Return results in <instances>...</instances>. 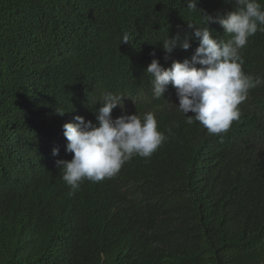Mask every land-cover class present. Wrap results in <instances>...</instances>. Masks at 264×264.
<instances>
[{
  "label": "trees",
  "instance_id": "1",
  "mask_svg": "<svg viewBox=\"0 0 264 264\" xmlns=\"http://www.w3.org/2000/svg\"><path fill=\"white\" fill-rule=\"evenodd\" d=\"M234 7L197 4L211 15ZM187 23L207 27L187 0H0V264H264V84L219 135L186 123L171 86L154 98L145 70L191 58L197 41L170 55L160 43L191 36ZM241 55L264 79V32ZM105 91L123 96L126 114L155 113L167 139L70 195L56 167L72 158L63 125L95 123Z\"/></svg>",
  "mask_w": 264,
  "mask_h": 264
},
{
  "label": "clouds",
  "instance_id": "2",
  "mask_svg": "<svg viewBox=\"0 0 264 264\" xmlns=\"http://www.w3.org/2000/svg\"><path fill=\"white\" fill-rule=\"evenodd\" d=\"M198 2L187 0V8L198 10L207 27L187 23L188 29L192 30L191 36L182 39L178 32L160 42L164 52L170 55L177 47L186 51L192 41H197L191 58L174 60L167 68L158 59H152L145 71L151 75L154 98H164L171 86L179 101L178 106L172 104L187 118L186 123L199 122L210 134L219 135L227 132L233 121L240 119L238 106L247 100L249 91L264 84V79L243 71L241 55L249 38L258 31L264 32V6L260 0H234L232 11L211 15L198 9ZM211 23L219 24L229 39L214 38L208 27ZM129 38L125 33L121 43H128ZM122 98L105 91L102 106L93 111L95 123L75 115L73 121L63 125L67 140L65 152L72 154V158L58 159L56 167L63 170L62 179L70 187V195L79 190L84 180L99 182L113 177L133 156L151 157L167 139L158 130L155 113L147 112L143 118L137 113L126 114L121 105ZM117 106L121 107L122 114L113 118L112 112ZM56 111L59 115L67 112ZM190 112L193 115H187ZM52 154L58 156L59 149L54 148Z\"/></svg>",
  "mask_w": 264,
  "mask_h": 264
}]
</instances>
